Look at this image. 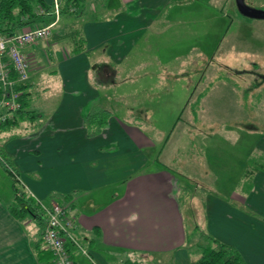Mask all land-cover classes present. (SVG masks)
Listing matches in <instances>:
<instances>
[{"label": "crops", "instance_id": "obj_1", "mask_svg": "<svg viewBox=\"0 0 264 264\" xmlns=\"http://www.w3.org/2000/svg\"><path fill=\"white\" fill-rule=\"evenodd\" d=\"M179 1L43 0L47 5L57 2L63 7V14L53 23L54 39L48 38L53 46L50 50L42 48L45 40L23 49L32 66L29 81L22 89V109L40 83L42 72H54L59 78L56 83L61 96L43 121L40 115L30 118L21 114L19 127L24 130L19 135L12 136L19 128L0 129L5 132L0 138V151L16 169L24 191L45 203L53 196L67 207L75 224L72 236L91 259L69 245L75 264H131V257L142 262L166 256L173 258L174 264H191L197 259L190 251L188 222L178 200L181 190H186L183 182L172 176L166 164L149 170L150 161L141 151L156 146L147 134L151 128L147 114L152 105L138 104L142 122L117 120L102 106L112 100L102 91L113 84L109 70L121 66L163 16L167 23L175 22L174 17L185 7L174 4ZM91 14L98 17L87 19ZM80 47L82 50L75 52ZM52 49L54 53H47ZM90 75L94 79L90 80ZM135 90L137 94L130 95L148 96ZM205 96L197 102H203ZM95 110L105 111L111 118L100 135L91 136L86 119ZM154 130L162 144L158 152L161 155L171 134L164 136V131ZM115 146L122 154L133 155V166L127 167L129 172L121 177L114 175L115 153L105 152ZM261 148L264 151V145ZM115 177L121 180V186L110 193L105 186ZM252 181L253 187L245 197L238 188L228 200L206 194L204 229L236 248L246 264H264V173L258 172ZM69 195L72 198L62 200ZM13 197L14 191L10 197L0 198V264H46L50 254L41 246L44 225L28 215L21 214V219L12 215L11 208L17 207ZM239 200L263 220L230 206V202Z\"/></svg>", "mask_w": 264, "mask_h": 264}, {"label": "rangeland", "instance_id": "obj_2", "mask_svg": "<svg viewBox=\"0 0 264 264\" xmlns=\"http://www.w3.org/2000/svg\"><path fill=\"white\" fill-rule=\"evenodd\" d=\"M234 1L174 2L185 6L174 17L176 21L167 23L164 16L159 19L132 55L121 66L109 70L113 84L107 85L111 89L102 90L112 97L108 106H102L117 120L142 122L138 104L152 105L147 114L151 127L147 134L156 146L141 151L150 161L149 170L161 169L166 164L172 176L183 182L186 190H181L178 200L186 214L189 237L193 226L201 230L205 227L206 194L228 200L238 187H244V169L248 165L257 167L255 163L264 155L261 148L264 145V19L241 16ZM245 4L264 10V0H245ZM93 16L98 17L93 14L86 17ZM50 33L53 36V29ZM51 38L46 44L42 40V48L51 49ZM42 73L31 98L27 97L24 111L27 117L40 115L43 121L61 95L55 73ZM125 73L129 74L128 79ZM135 89L148 96H133L137 94ZM203 96V102H197ZM108 117L101 115L96 122L104 119V128L108 127L111 118ZM156 128L164 131V136L171 134L161 155L158 152L162 144L154 136ZM20 130L24 129L19 127L12 136L19 135ZM3 133L0 131V138ZM105 152L116 155L114 175L117 177L126 175L127 167L133 166L132 153L122 154L116 146ZM120 181L112 179L105 187L110 193L115 192L121 186ZM12 194L13 180L0 164V198L3 200ZM237 203L242 204V200ZM255 217L263 220L259 214ZM134 259L135 264H174L168 256L159 261L155 258L142 262L131 257L128 262L132 264Z\"/></svg>", "mask_w": 264, "mask_h": 264}, {"label": "trees", "instance_id": "obj_3", "mask_svg": "<svg viewBox=\"0 0 264 264\" xmlns=\"http://www.w3.org/2000/svg\"><path fill=\"white\" fill-rule=\"evenodd\" d=\"M71 2L75 3V1ZM38 10L41 11V16L44 17V20H38L39 14H36ZM58 13L59 16L63 14L62 6L59 7ZM55 20L56 15L55 13H53V5H47L45 2H43V0H0V35H14L16 32L26 30L27 28L53 24L55 23ZM79 50H82V47H80V49H76L75 52H79ZM22 101L23 100L21 99V103ZM22 108L13 117V119L8 120L6 124L0 125V129L11 130L19 128L22 119L20 115L26 113ZM101 115H103L107 119L109 118L108 113L102 110L92 111L87 117L86 121L88 127H86L88 129L89 135L93 136L99 134L101 133V129L104 128V119L103 121L101 120V122H96L98 120L97 118L101 119ZM95 129L97 130V132H92V130ZM0 157L6 164L10 165L17 174V171L10 163V160H8L1 151ZM0 164L3 168V164L1 161ZM255 164L257 167L248 165L246 169H244L245 171L242 176V181L245 185L243 188L238 187V191L243 197L247 196L251 191L253 186L252 179L256 175V173H264V155ZM11 179L13 180V199L17 207L16 209L11 208L10 213L19 219L22 218L21 214L28 215V217L36 218L39 224L43 223L44 225V219L41 214L40 208V202L42 201L38 202V200L34 199L30 194L24 191L18 180H15L12 176ZM69 198L72 197H70L69 195L64 197L62 200H69ZM51 202H55L65 207L64 203L62 204V202L58 201L53 196H51L50 199L46 201V203H43L48 204ZM230 206H232L233 208H238V210L244 214H249L250 216L255 217V214L243 204L230 202ZM65 208L67 210V207ZM191 229L193 231L190 234L192 235V237L188 236V242L191 245V249L194 253L192 256H195L197 258L191 264H246L242 254L233 246L227 245L225 243L223 244L222 242L218 241L216 238L208 234L207 230L205 229L201 230V228L199 229L197 226H193ZM43 250L46 251L45 249ZM47 253L48 255L50 254V257L48 258L46 264H54L51 253L49 251Z\"/></svg>", "mask_w": 264, "mask_h": 264}, {"label": "built area", "instance_id": "obj_4", "mask_svg": "<svg viewBox=\"0 0 264 264\" xmlns=\"http://www.w3.org/2000/svg\"><path fill=\"white\" fill-rule=\"evenodd\" d=\"M53 7V13L57 19L59 17V4L55 2ZM36 14L41 15V11L38 10ZM52 27L53 24H50L38 28H27L16 32L14 35H0V125L13 119L22 108V89L29 81V72L32 66L23 49L36 45L39 41L47 40ZM0 161L8 174L18 180L24 188L15 170L6 164L1 157ZM40 208L44 219L41 246L51 253L54 264H75L74 260L71 259L69 245L75 247L81 256L91 261L88 251L81 247L72 236L71 231L75 226L74 219L69 216L66 208L55 202L48 204L40 202Z\"/></svg>", "mask_w": 264, "mask_h": 264}, {"label": "water", "instance_id": "obj_5", "mask_svg": "<svg viewBox=\"0 0 264 264\" xmlns=\"http://www.w3.org/2000/svg\"><path fill=\"white\" fill-rule=\"evenodd\" d=\"M234 4L241 16L254 20L264 19V10L246 5L245 0H235Z\"/></svg>", "mask_w": 264, "mask_h": 264}]
</instances>
